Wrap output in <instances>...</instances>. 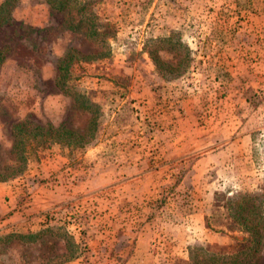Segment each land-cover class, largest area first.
Wrapping results in <instances>:
<instances>
[{
	"label": "rangeland",
	"instance_id": "rangeland-1",
	"mask_svg": "<svg viewBox=\"0 0 264 264\" xmlns=\"http://www.w3.org/2000/svg\"><path fill=\"white\" fill-rule=\"evenodd\" d=\"M93 2L102 20L113 25L114 36L107 40L109 57L88 64L74 58L66 73L58 68L65 66L68 56H85L93 50L83 30H67L69 13L52 10L46 0H16L10 19L0 27L5 56L0 68V172L15 177L12 202L30 211L27 216L33 230L26 233L51 229L29 243L7 239L15 232H0V264L62 261L71 255L72 247L61 235H70L79 244L76 253L83 258L67 264L84 259L88 262L83 264H125V258L116 259L115 254H119V241L125 248L132 238L133 232L126 228L132 218L120 214L131 203L119 199L115 189L106 194L105 186L112 188L135 161L141 171L163 168L153 175L164 197L153 206L163 200L164 209L156 214L161 226L155 228L157 233L166 229L175 237L180 231L175 227L189 209L196 208L191 205L197 197L192 196L190 173L187 176L190 166H180L178 173V167L165 165L167 146L179 138L181 130L188 132L187 141L182 142L196 151L190 162L203 153L213 154L212 144L227 142L218 134L221 129L251 133L252 149L247 148L246 156L252 164L247 176L245 160L237 159L236 173L242 177L222 180L216 195L231 188L237 193H259L264 188V0ZM170 35L173 42L154 44L156 38ZM178 40L189 49L190 66L181 78L165 81L147 51L172 48ZM160 56L166 61L173 58L164 52ZM20 123L31 124L32 133L33 125L51 126L75 136L90 133L93 139L85 152L32 136L16 140L13 128ZM237 132L236 139L241 135ZM230 152L239 158L233 148L225 152V158ZM217 170H211L202 184L216 189L207 179ZM203 195L201 191L197 198L207 210L205 236L219 233L225 240L209 241L206 236L197 243L231 251L241 234L230 233L228 222L219 221L215 208L219 199ZM34 203L43 208H35ZM123 218L128 220L126 225L120 223ZM118 227L127 234L115 240ZM189 245L178 254L168 252L170 245L163 244L151 264H180L187 259ZM172 258L176 260L169 261ZM258 262L264 264V255Z\"/></svg>",
	"mask_w": 264,
	"mask_h": 264
},
{
	"label": "trees",
	"instance_id": "trees-1",
	"mask_svg": "<svg viewBox=\"0 0 264 264\" xmlns=\"http://www.w3.org/2000/svg\"><path fill=\"white\" fill-rule=\"evenodd\" d=\"M93 1L94 0H46L52 10L69 13L70 19L67 30L76 32L83 30L86 42L93 49L90 54L85 56L77 55V57H74L73 54L68 56L65 59V66L58 68L60 73H66L68 71L69 66L75 62L74 58H78V63L88 64L109 57L110 50L107 40L114 36L112 31L113 25L105 23L102 20L92 7V3H94ZM15 5L16 0L1 1L0 27L10 19L11 11ZM173 39L174 37L171 35L165 37L164 39L156 38L154 44H169L170 42H173ZM161 52L172 54V60H163L160 56ZM147 53L155 67V71H157V74L165 79V81L176 80L175 78L179 77L181 78L182 75L189 69L190 52L188 47L184 43H181L180 40L176 41L172 48L164 46L159 49L156 48L155 50L147 51ZM4 61L5 56L3 51L0 49V68ZM58 85L62 87V84ZM28 126L32 125L20 123L13 128V135L16 140H18V138L27 140L32 136L35 139L48 142L49 144L65 145L71 149H82V151L85 152L93 139V136L90 133L75 136L71 131L56 130L51 126L45 128L33 125L34 133H32L29 131ZM18 142L20 143L21 141ZM16 162L17 161H14V163ZM18 168L23 169L24 165L18 164ZM14 178L15 177L11 174L5 175L0 172V181H8ZM215 197L216 199H219V202L215 207L216 212L220 213V215L218 214L219 221L221 218L226 220L228 222L227 228L229 231L241 234V238L236 240L235 246L231 251L223 250L220 247L216 248L202 242H194V245L190 244L187 249V259H181L179 261L180 264H259L258 261L260 257L264 255V188L259 193H237L230 196H228L227 193H222L220 195L215 194L214 199ZM220 201L222 202V206L219 204ZM220 208L223 210L222 212ZM224 227L226 228V226ZM123 228L124 227H118L116 229V239L112 237L113 240H118L119 238L126 236ZM130 230L135 233L133 229ZM49 232H51V229H44L36 234L10 233L6 235V237L7 239H18L22 242L29 243L36 241V239L41 238L42 235ZM61 236L66 238L68 245L72 247V250L70 251L71 255H69L66 259L64 258L62 261L54 263L67 264V262L72 259L74 260V258L76 261L78 259H83L78 257L80 254L76 253L79 249V244L73 242L70 235ZM131 236L132 238L129 237L125 248L122 246L125 243H120L121 241H119V244L116 245V249L119 250V254H115V257L119 260L125 258V264L132 262H135L136 264H144L140 261L144 256L143 250L140 249V247L133 245L132 241L134 238L133 235ZM85 247L87 254L91 253L90 247L87 245ZM119 247H122V249ZM148 253L150 252L148 251ZM174 260L176 259L172 258L169 261ZM87 262L88 260L84 259L80 264Z\"/></svg>",
	"mask_w": 264,
	"mask_h": 264
},
{
	"label": "crops",
	"instance_id": "crops-1",
	"mask_svg": "<svg viewBox=\"0 0 264 264\" xmlns=\"http://www.w3.org/2000/svg\"><path fill=\"white\" fill-rule=\"evenodd\" d=\"M79 82L80 81H78V83ZM81 85H83L82 82H80V86ZM228 97H230V95ZM181 111L182 109L180 110V116L182 114ZM176 116H179V114ZM236 132L237 130L232 132L228 131V133L224 129L219 130L218 134H222L221 136L227 139V142H225L224 144H212L210 148L213 151V154L203 153L200 155V157L190 162L188 160L190 159L192 154L196 153V151L194 152L190 150L192 147L190 148V144L188 142H182V139H185L184 135L188 138V132L186 131L183 134L181 130L178 134L179 138L174 140L173 143L167 146L168 152H166V157L168 161L165 163V165L166 167H169L168 165L178 167V173L180 172V166L189 165L190 170L187 176L190 173L191 180L194 183L192 187V196H195L196 193V196L199 197V192L204 191L203 197H206L208 199L210 197L212 198V196L216 194V191L222 190L219 189L221 188L222 180L226 178L229 181V179L234 180L242 177L240 176V173H236V165L238 164L237 159L243 158L245 160L244 163H242L241 160L240 162L242 163V166L245 167L246 176L248 174L247 169H249L248 165L252 164V160H250V158L246 156L248 151L247 148L252 149L251 133L249 134L246 130L242 131L240 129L237 134H241L242 136L240 135L239 138L236 139ZM206 138L211 137L207 136ZM185 140L187 141V139ZM194 143L195 141L193 142V144ZM232 148L236 149V152L239 154V158L234 157L231 152L225 158V152L228 149ZM129 167V172H122L123 174H120L118 176V179L113 182L114 184L112 185V188L108 184L105 186V193H112V190L115 189L117 191L116 194L118 195L119 199L124 198L131 203L130 206H127L123 211L120 212V214L125 215L128 213V215H130L129 218H132L131 226H127L126 228L130 227V229H133L135 232L132 234L134 238L132 243L134 246L140 247V249L143 250L144 256L140 260L142 263L151 264L152 262H154L158 253L157 249L159 250L163 246V244L170 245L168 252L183 254V251H186V247L189 244L198 241H204L206 236H209V241L218 240V242H223L225 240V238L219 236V233H213L205 236V226L203 225V221L206 217L207 210L203 209V200L199 201V198L197 197H195L196 201L193 203L194 205H191L196 206V208L189 209V213L188 215L186 214L185 219L180 222L178 227H175L180 230L177 231L178 234L175 237L173 236V234L169 235L166 229L162 232L160 231V233H157L155 226L161 225L158 224L156 214H159L161 210L164 209V197L162 193H160V185L156 183L153 175H155L156 173H160V170L163 168H159L158 170H155L154 168L148 169L147 171H141L138 168L136 161ZM166 167L164 166V168ZM217 168L218 170L215 174H213L214 176H212L210 179H207V182L215 185L216 189H214L213 186L210 187L207 183L202 184V182H206V175L209 174L211 170H216ZM242 175L244 176V174ZM181 179H179V181L183 182L185 180V176L182 180ZM163 180L166 179L163 178ZM14 182H16V180L14 179L8 181H0V232H15L24 234L28 231L33 230L30 228V217L27 216L30 211L29 209H25L24 206H18L14 202H12L13 200H15V195L13 193ZM160 182L161 180L158 181V183ZM216 183H220V187H218ZM179 186L181 188V185ZM225 193L230 196L233 194H237V191L233 192L231 188V191H229L228 189L227 191H225ZM158 198H161L163 200L159 201L158 206L153 207ZM34 204L35 208H43L41 204ZM55 204L56 203H52V206H55ZM158 207H160V209L156 212V209H158ZM194 219L195 221H197L196 225H192L191 223ZM127 222L128 220L125 221L124 218L120 220L121 225H126ZM148 251L150 253H148Z\"/></svg>",
	"mask_w": 264,
	"mask_h": 264
}]
</instances>
